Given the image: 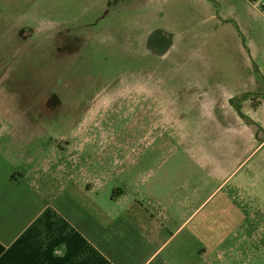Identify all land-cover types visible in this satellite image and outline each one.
Wrapping results in <instances>:
<instances>
[{"label": "crops", "instance_id": "obj_1", "mask_svg": "<svg viewBox=\"0 0 264 264\" xmlns=\"http://www.w3.org/2000/svg\"><path fill=\"white\" fill-rule=\"evenodd\" d=\"M251 57L199 73L182 121L159 113L181 125L170 163H80L0 99V264H264V51ZM144 88L150 106L177 97Z\"/></svg>", "mask_w": 264, "mask_h": 264}, {"label": "rangeland", "instance_id": "obj_2", "mask_svg": "<svg viewBox=\"0 0 264 264\" xmlns=\"http://www.w3.org/2000/svg\"><path fill=\"white\" fill-rule=\"evenodd\" d=\"M253 9L245 0H0V99L42 127L44 148L85 153L80 163H170L179 141L168 134L181 125L159 113L182 121L180 98L205 70L256 68L264 19ZM137 83L177 97L137 103Z\"/></svg>", "mask_w": 264, "mask_h": 264}, {"label": "flooded vegetation", "instance_id": "obj_3", "mask_svg": "<svg viewBox=\"0 0 264 264\" xmlns=\"http://www.w3.org/2000/svg\"><path fill=\"white\" fill-rule=\"evenodd\" d=\"M21 36H22V37H27V36H28V33L25 32V31H22ZM138 86H139L140 88H138ZM145 86H146V85H143V84H141V83H137V85H136V87H135V89H134V91H135V96L137 97V98L135 99V101L138 102V100H139L140 102H147L148 104H152L153 102H155L154 99H150V98H146V99H145L144 92H145V91L148 92V90H145V88H144ZM138 89H139V93H140L139 97H138Z\"/></svg>", "mask_w": 264, "mask_h": 264}, {"label": "built area", "instance_id": "obj_4", "mask_svg": "<svg viewBox=\"0 0 264 264\" xmlns=\"http://www.w3.org/2000/svg\"><path fill=\"white\" fill-rule=\"evenodd\" d=\"M252 6L264 19V0H245Z\"/></svg>", "mask_w": 264, "mask_h": 264}]
</instances>
